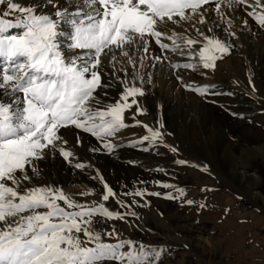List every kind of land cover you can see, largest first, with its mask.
I'll return each mask as SVG.
<instances>
[{
	"label": "snow or ice",
	"instance_id": "1",
	"mask_svg": "<svg viewBox=\"0 0 264 264\" xmlns=\"http://www.w3.org/2000/svg\"><path fill=\"white\" fill-rule=\"evenodd\" d=\"M65 4L60 6L58 0H31L27 5L0 0V264H161L170 251L168 246L120 239L114 225L111 231L95 227L106 221L127 222L128 216L140 219L131 210L133 204L147 207L150 201L125 202L97 170L91 178L104 189L101 201L81 203L59 185L39 183L47 170L41 164L54 162L58 155L81 172L93 167L66 147L61 129L70 127L91 134L109 155L119 147L113 142L118 133L137 126L146 134L130 142L132 147L147 143L142 148L147 152L163 144L176 153L178 149L164 141L162 121L151 126L136 119L146 114L139 98L147 95L144 85L152 83L143 70L155 63L147 62H162V54L172 52L190 59L172 64L173 69L214 72L217 62L231 55L230 40L237 35L225 10L243 6L247 16L264 29V0H65ZM49 6L54 11H45ZM209 13L217 18L212 26ZM221 25L225 38L214 32ZM153 41L161 55L150 51ZM177 79L183 82L182 77ZM248 80L254 93L251 73ZM117 85L118 96L106 99L108 90ZM184 87L201 97L224 94L213 91L214 85ZM126 113L132 124L126 123ZM81 143L77 135L76 144ZM192 166L208 172L206 166ZM160 187L175 188V193L136 189L124 195L163 196L195 204L183 199V188L168 183H160ZM94 194V189L80 193ZM110 199L130 210H111L107 206ZM206 207V203L199 205L200 209Z\"/></svg>",
	"mask_w": 264,
	"mask_h": 264
},
{
	"label": "bare ground",
	"instance_id": "2",
	"mask_svg": "<svg viewBox=\"0 0 264 264\" xmlns=\"http://www.w3.org/2000/svg\"><path fill=\"white\" fill-rule=\"evenodd\" d=\"M16 2L27 5L31 0H16ZM58 4L67 6L65 0H58ZM73 9L74 6L69 10L72 11ZM0 10H3L2 7H0ZM45 11H54V9L49 6ZM225 11L227 12L226 18H230L233 22L232 31H235L237 35L230 40L233 45L231 55L218 61L214 72L203 69L188 72L187 69H179L176 70V73L174 69L172 70L174 74L171 72L173 74L171 75L165 68L179 63L177 62L178 59L174 57L175 53L172 52L162 54V62L157 63L149 60L148 65L155 63V67H146L143 70L146 79L150 74L152 83L144 85L147 95L139 98L141 106L146 109V114L137 116L136 119L151 126H156L158 120L162 121L165 143L178 149L176 153H173L169 150V147H165L163 144L152 148L156 152L157 161L166 162L173 171H186L190 176L198 175L197 184L202 187L217 186L221 188L219 195L221 200L230 198L229 191H233L241 195L242 199L248 200L251 205V211L246 209L245 213L235 215L236 217L246 218L249 214L250 219L242 225L244 228H242L241 233H244L240 234L232 243H228L229 246L223 251L227 256L226 258L222 250L216 247L207 249L196 245L191 248L184 246V250L180 252L183 264L191 257L192 253H196L206 264H263V262L260 263L253 259L254 252L246 251L244 244L251 240L254 243L260 240L257 228L260 220H264V216L261 215V211H264V118L260 119L261 121L256 123L255 126H250L251 128L248 125L239 124L237 130L240 135L234 141L223 134L220 128L214 127L212 129L206 123L201 127L188 126V121H208L209 110H215L216 115L224 120L235 117L234 112L226 110L232 104L231 101H233L232 98L235 95L242 97L241 102L235 105L242 112L253 107H256L255 111L264 109V29H261L252 17L247 16L243 6L231 10L226 9ZM207 18L209 26H212L211 22L217 19L214 13H209ZM245 19L247 25L244 24ZM198 26L203 28V26ZM186 27L188 26L186 25ZM222 27L224 25H221V28H215L214 32L221 38H225L221 30ZM204 30L206 31V29ZM176 31H183V29L176 27ZM189 34L194 35V30L189 28ZM208 34L211 35L212 33ZM165 42L170 43L167 40ZM237 43H239V46ZM152 50H154V54L161 55L154 41L150 51ZM117 55L119 57V53ZM135 55L139 56L141 54L136 53ZM165 55L168 57L167 59H163ZM179 56L182 63L185 62L186 58L190 60L188 56ZM102 59L107 64V59ZM131 71V68H129V74H131ZM205 71L207 74L202 75L201 73ZM249 73L252 74V83L256 88L254 93L248 80ZM120 74L122 75V73ZM178 76L183 78V82L177 79ZM184 84L214 85L213 91L224 94L201 97L192 91L186 90ZM108 91L109 96L106 99H115L120 91L119 85ZM229 92L234 93V95H227ZM160 105L163 107L160 108ZM132 111L134 112L135 108ZM125 118L126 123H133L128 113L125 114ZM126 129L128 130L127 133L123 131L125 134L122 135L121 131L118 133V137L113 140L119 147L111 155L105 152L100 142L91 134L70 127L61 129V135L68 141L66 145L68 149L72 150L81 161H87L92 166L99 167V171H101L107 183L113 190L116 188L120 192L127 187L126 180L130 179L132 181L131 179L135 178L137 184L142 183L143 171L141 169L131 170L127 159L130 157L140 159L142 157V151L140 150L148 146L145 143V145L132 147L130 143L146 134L143 127H128ZM77 135H79L82 142L79 146L76 144ZM90 148H100L101 150L91 152ZM130 151L135 155H131ZM120 159L124 161L121 160L122 162H120ZM177 160H185L189 163L180 165L176 163ZM192 165L206 166L208 172ZM41 167H46L44 178L48 176L50 178L49 183L61 186L66 193L72 194L77 201L81 203L101 201V193L104 189L98 180L91 178L96 175L91 167L81 172L70 167L58 155L54 162H49L47 165L42 162ZM93 189L95 194L90 199L79 197L80 193ZM122 196L121 193H118V197L124 200ZM107 205L111 210L122 212L119 205L111 199L107 202ZM219 205L220 209L213 213V218L216 220L222 215V209L226 208L223 202H220ZM147 222L146 225L152 227L149 233L152 243H155L154 246L158 245L159 242L155 235L164 239L173 238L177 241V246L183 245L181 235L174 234L173 231L164 234L166 226L154 223L153 219H148ZM153 233H155L154 236ZM186 262L189 263V261Z\"/></svg>",
	"mask_w": 264,
	"mask_h": 264
},
{
	"label": "rangeland",
	"instance_id": "3",
	"mask_svg": "<svg viewBox=\"0 0 264 264\" xmlns=\"http://www.w3.org/2000/svg\"><path fill=\"white\" fill-rule=\"evenodd\" d=\"M237 45L239 46V43H237ZM174 57L178 59L177 62H179L180 64L190 62V60L186 58V60H184L185 62L182 63L179 59L180 56L176 53ZM185 57L187 56L185 55ZM165 70H168L170 74L171 72H173V74L174 71L176 72V69L174 70L172 67H166ZM188 72H192V70H188ZM232 99V106H228L226 110L237 113L239 115H235V117L231 119L229 118L227 120H224L216 115L215 110H209L208 121H188V126L201 127L206 123L207 125L209 124V127L212 129L214 127L220 128L223 134L227 135L229 139L234 141L240 135L237 127H239L241 124H245L248 125L249 128H251L250 126H255L256 123L264 118V109L255 111L256 107H253L250 110L248 109L242 112V110H239L235 107V105H238L241 102L242 97H237V95H235ZM211 107L213 106L211 105ZM123 131H126L125 133L128 132V130L125 128L124 130H122V135L125 134ZM140 151H142L141 156L143 158L141 157L140 159H136L134 157H130L132 160L130 158H128L127 160L129 162L128 166L131 168V170L141 169L143 171L144 178L142 183L137 184V180L135 178L131 177L132 181H130V179L126 180L125 177L124 179L127 181V187L122 189L120 192L116 188L114 190L115 192H117V194L121 193V195H123V199L128 200L126 202L129 204H133V201H138L143 204L144 200L146 199L150 201V206L138 207L133 204V208L131 210L136 211L139 214L140 219L128 216L126 217L127 222L116 220L106 221L103 224L97 223L95 225L97 230L111 231L112 226L114 225L116 231L120 233V239H131L133 241L142 242L145 245H154L155 243H152V238H150L149 233L151 232L152 227H150L151 225H146L148 219H153L154 223H159L163 226H166V229L163 232L164 234H168L169 231H173L174 234L177 233L181 235L180 237L181 239H183V245L177 246V241L175 239H170V237H168L165 238V240L163 237L157 236L155 235V233H153V236L155 235L157 237V241H159L158 245L168 246L170 248L168 255L164 257L161 264H183V258L181 257L180 252L184 250L183 248H185V245L189 248H191L193 245L203 246L207 249L216 247L218 249H221L223 252L227 249L230 243L235 241L240 236V234L242 235L244 233H241L242 228H244L242 227V225L244 224V222L250 219L249 214L246 218L236 217L235 215L245 213L246 209H248V211H251V205L248 200H246L245 198L242 199L241 195L233 191H229V193L231 194L230 198L221 200L219 199L221 188L217 186L208 187L209 189H211L210 191H200L202 189H205L206 187H202L197 184L198 175L190 176V174H188V172L186 171H173L171 169V166L169 167L166 162L163 163L162 161H157V156L155 157L156 152L154 150L147 152L143 150ZM130 154L133 156L135 155V153L131 151ZM121 160L122 159H120V162L124 161ZM91 168L93 172L97 174V170H99V167L93 165V167ZM99 173H101V171H99ZM109 175L112 176L110 173ZM45 178L44 180L39 182L48 184L50 178L48 176H46ZM160 183H168L176 186L177 188H183L186 193L183 199H191L195 201V204L189 206L186 204H182L178 200L164 199L163 196H147L145 198H141L138 196L133 197L124 195L125 192H133L136 189L147 190L148 192H160L162 194L168 192L175 193V188H162L160 187ZM100 190L102 191V189ZM70 195L72 196V194ZM81 196L82 195H79V197ZM91 196L93 195L82 196V198L90 199ZM220 202H223L224 205H226V208L222 209V215L216 220L215 218H213V213L214 211L220 209ZM201 203H206L207 207L204 209H200L199 205ZM89 204L91 203L89 202ZM121 209L122 212L130 210L120 208V210ZM261 215L264 216V211H261ZM184 229L185 231H183ZM257 233L260 240L256 241V243H254L253 240L248 241L246 244H244V249L246 251H253V259L260 263L263 262L264 264V220H260L259 226L257 228ZM104 239L107 242H115V239H109L108 237H104ZM224 257H227L225 253ZM186 261H189V263H187ZM186 261L184 264H206L205 261L196 253H192L191 257H189Z\"/></svg>",
	"mask_w": 264,
	"mask_h": 264
}]
</instances>
